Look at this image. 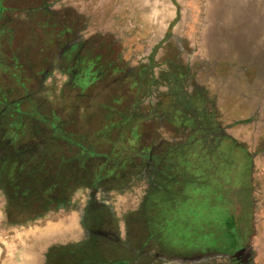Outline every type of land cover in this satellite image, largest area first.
I'll list each match as a JSON object with an SVG mask.
<instances>
[{
	"label": "rangeland",
	"instance_id": "1",
	"mask_svg": "<svg viewBox=\"0 0 264 264\" xmlns=\"http://www.w3.org/2000/svg\"><path fill=\"white\" fill-rule=\"evenodd\" d=\"M205 1L0 0V88L7 100L20 102L23 113L14 112V117L35 124L37 135L49 129L44 121L56 123L60 135L78 143L85 137L98 152H107L111 145L121 146L118 141L107 145L106 140H115L119 130L110 132L111 136L96 133L108 129L107 119H118L117 113H127L134 105L135 116H148L141 123L139 141L133 143L141 150L162 143L178 144L188 135V127H175L165 115L152 114L169 91L175 66H182L187 70L183 81L187 96L202 91L220 128L254 155L255 226L249 243L252 264H264V8L225 9L219 8L217 1ZM70 51L77 54L75 62L67 57ZM142 65L150 66L144 74ZM59 142L67 146L63 149L67 157L78 150L73 143ZM128 143L132 145L131 140ZM49 144L56 141L49 139ZM140 160L129 159L116 170L117 177L102 183L119 221L137 208L150 177L138 165ZM248 165L238 158L213 168L198 169L189 165V160L180 164V175L173 177V182H178L175 189L185 198L203 199L189 207L198 217L195 227L191 225L195 233L185 229L182 219L189 218V208L177 202L178 192L172 193L169 186L167 192L148 197L157 203L162 217L156 225L157 239L170 245L186 243L179 252H189V247L214 251L226 247L227 229L235 232L245 227L239 215L242 206L244 215L250 214ZM189 179L196 183L190 186ZM79 181L81 185L69 194L72 203L67 207L50 209L16 226L6 219L7 199L0 190V241L14 228L58 218L74 224L77 241L82 232L75 224L78 215L74 207L81 209L90 192L85 179ZM205 197L214 199L209 202ZM162 200H172L171 206ZM172 231L183 236L172 235ZM75 240L53 246L62 252ZM189 242L196 245L191 247ZM209 260L210 264H229L223 257L211 256Z\"/></svg>",
	"mask_w": 264,
	"mask_h": 264
},
{
	"label": "flooded vegetation",
	"instance_id": "2",
	"mask_svg": "<svg viewBox=\"0 0 264 264\" xmlns=\"http://www.w3.org/2000/svg\"><path fill=\"white\" fill-rule=\"evenodd\" d=\"M67 55L69 61L77 60V54L72 51ZM73 73L74 70H71V74ZM260 99L263 98L260 97ZM1 101L0 190L7 199V208L4 210V214L11 225L24 224V222L32 220L34 216L43 215L50 209H64L72 203L70 192L81 185L79 180L85 179L84 184L90 189V192L81 209L78 210V207H74L78 215L75 224L78 225L82 234L77 241L71 243L69 249L83 248L92 256L107 261L108 264H210L211 256L223 257L229 264H252V253L247 258L241 254L238 257H229V255L247 247L251 248L249 241L255 226L254 205L256 203L252 194L254 155L225 129L219 126L217 133L236 140L239 148L243 150L242 155L238 153L239 160L246 162L244 159H249L251 185L246 192L247 197H250V214L246 215L245 213L244 215L245 211L242 206L243 210L239 215L241 224L243 223L242 225L245 226L242 228L241 225L244 230L238 229V231L231 232L232 235L227 238V248L214 251L203 247L193 250L189 247V252H179L178 250L182 248L177 245L161 243L157 239L158 233H152L157 231L156 225L151 228L146 214V205L152 189L166 190L160 180L163 179V174L159 166L155 167L150 159L146 163H142L140 160L138 165H142L143 171L148 172L150 177L137 208L130 216L119 221L117 214L106 199V191L102 187V183L106 180L117 177L115 169L108 175L99 177L91 172L92 166L80 168L76 165L75 160H71L67 166L65 159H70L77 152L67 157L66 150H63L67 146L62 145L58 138L49 133L51 129L42 130L41 135H37L38 128L35 124L27 119L18 122V117H14V112L20 115L23 113L19 101L12 103L6 98ZM15 121L19 125L16 128L12 126V122ZM8 128H10V132L7 131ZM34 135L36 138L33 137ZM49 139H54L56 144H49ZM241 164L244 163L241 162Z\"/></svg>",
	"mask_w": 264,
	"mask_h": 264
},
{
	"label": "trees",
	"instance_id": "3",
	"mask_svg": "<svg viewBox=\"0 0 264 264\" xmlns=\"http://www.w3.org/2000/svg\"><path fill=\"white\" fill-rule=\"evenodd\" d=\"M156 47H154L153 51L156 49ZM150 58H152V54H150ZM149 67V65H142V73L144 74ZM186 72L187 70L182 66H175V71L171 73L169 77V91L165 94L164 98L158 102L152 113L155 116L156 114L165 115L166 117H168L167 120L175 127H188V135L184 140H182L178 144L162 143L161 146L157 145L156 148L152 146L151 148L146 147L140 150L137 144L135 146L133 145V143H137L139 141V138L141 137V123L144 121L143 119L147 118L148 116H135L133 113L134 105L127 113H117V115H119L118 119H115L113 121L107 119V130H101L100 128L97 131V136L101 133L105 134L104 136H111L110 132H113V130H119L118 137L115 140H112L108 137L106 138V140L108 141L107 145L109 143L112 144L118 141L121 146L112 147L111 145L110 149L108 148L107 152H98L96 149L92 148L94 146H90L91 143L85 137L79 143L71 142L69 141V136L60 135V133L58 132L59 129L58 127H56V123L50 124L48 122L50 124V126H48V123L44 121L46 127L53 130L51 133L52 136L68 143H73L78 147L77 154L75 156L71 157L70 159H65L66 165L71 160H75V163L78 167L90 168L91 165L89 164L91 163V161L92 163L94 162L93 160H91L93 158L97 161L92 164L91 172L100 177L101 175H108L114 169L115 171L117 169H122L125 164L129 163V159L137 157L141 159L142 163H146L150 159L155 164V167L159 166V169L163 174V179L161 178L160 180L161 183L166 187V190L158 188L152 189L150 197H154L162 191L167 192V187L169 186H172V193H176L179 191L178 189H175V183L178 182H173V177L176 176L179 172L180 164L188 160L189 165L192 164L198 169H202L208 166L213 168L219 164L225 162L232 163L234 162V160H237V158L239 157L236 155H238V153L242 155L243 150L239 148V145L233 138L217 133L219 131V123L217 122V120H215V111H213L212 108L209 109L211 102L206 100V97L202 94V91H197L195 96H187L183 88V81ZM139 82L140 80L136 81L135 83L137 84L135 85L138 86ZM3 98H5V96L0 88V102H2L1 100ZM15 122H12V126L16 128L19 125L18 122ZM33 137L36 138L35 135ZM130 140L132 142L131 146L128 143V141ZM91 150L93 151V153L92 155H89V153H91ZM224 152L227 153V155H225ZM244 160L248 161L249 159L245 158ZM159 163L161 165H158ZM179 175L180 174H178L177 176ZM193 183H196V181H194V179H189V185L191 186ZM205 198L209 202L214 199L209 197ZM175 199L178 200L177 202H182L186 208H189L192 203L195 205L196 202L200 201L202 203L203 201V199L196 201L197 199L195 200L188 197L185 198V196H182L180 192L177 193ZM148 201L150 205L148 204ZM148 201V205H146V214L152 228L157 225L158 222H162V217L157 211V203H152V200L150 201V198H148ZM163 201L165 203L169 202L167 204H170L171 206L170 201L172 200H162L161 202ZM200 206L201 205H199L198 207L200 208ZM181 210L179 212H181ZM200 211L197 209V214L199 216L201 215ZM195 218L198 217H195L193 209L191 208H189V218H182L185 219V229L189 228V231L192 233H195L193 229L195 227ZM196 224L198 228V223ZM191 225L194 227L192 228ZM227 230L229 231L228 235H225H227V238H229V236L232 234L230 232V229ZM155 232L157 233V231H153L152 233ZM200 232L198 231L197 234ZM167 234H169V232H167ZM171 234L181 235L182 233L172 231ZM182 236L183 234L181 235V237ZM175 245H177V247L179 248H184L181 246H185L186 243H177ZM191 245L196 244L189 242V246ZM63 248L64 250L62 252H57V250L55 249L49 254V259L50 257H52L55 264H108L107 261L103 260L100 257L92 256L89 252L83 250V248Z\"/></svg>",
	"mask_w": 264,
	"mask_h": 264
},
{
	"label": "crops",
	"instance_id": "4",
	"mask_svg": "<svg viewBox=\"0 0 264 264\" xmlns=\"http://www.w3.org/2000/svg\"><path fill=\"white\" fill-rule=\"evenodd\" d=\"M157 1L160 2V0ZM187 1L191 4L198 3L200 0ZM210 1H217L218 7L225 9L264 8V4H242L245 1L264 2V0H206L205 3ZM174 17H176V13L171 16V18ZM12 231L9 235L1 237L0 264H47L48 260L51 261L50 264H55L52 257L49 259L51 251L57 249L53 245L72 242L78 233L74 224L69 225L64 218L50 220L41 225L23 226L21 229L17 227ZM6 237L8 239H4ZM57 252L59 251L57 250Z\"/></svg>",
	"mask_w": 264,
	"mask_h": 264
},
{
	"label": "water",
	"instance_id": "5",
	"mask_svg": "<svg viewBox=\"0 0 264 264\" xmlns=\"http://www.w3.org/2000/svg\"><path fill=\"white\" fill-rule=\"evenodd\" d=\"M240 254L244 256L245 258L249 257L251 254V248L247 247V248L241 249L235 252L234 254L229 255V257H238Z\"/></svg>",
	"mask_w": 264,
	"mask_h": 264
}]
</instances>
